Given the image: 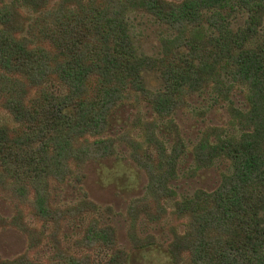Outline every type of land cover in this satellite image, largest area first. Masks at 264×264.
<instances>
[{
  "label": "trees",
  "instance_id": "obj_1",
  "mask_svg": "<svg viewBox=\"0 0 264 264\" xmlns=\"http://www.w3.org/2000/svg\"><path fill=\"white\" fill-rule=\"evenodd\" d=\"M136 11L169 31L156 56L135 42ZM263 30L264 0H0V111L12 119L0 123V199L35 219L26 252L0 264H128L98 207L55 205L53 185L81 182L88 162L113 154L102 137L111 113L143 102L154 132L126 144L149 173L146 216L161 220L164 210L184 223L170 237L172 264H264ZM237 87L247 108L236 110L234 132L192 150L206 165L227 162L226 175L213 190L179 197L171 182L180 154L162 129L172 130L190 96L208 91L219 102ZM6 221L0 214V227ZM67 226L73 237L62 235ZM44 236L53 244L45 261L34 256Z\"/></svg>",
  "mask_w": 264,
  "mask_h": 264
},
{
  "label": "rangeland",
  "instance_id": "obj_2",
  "mask_svg": "<svg viewBox=\"0 0 264 264\" xmlns=\"http://www.w3.org/2000/svg\"><path fill=\"white\" fill-rule=\"evenodd\" d=\"M130 21L135 42L140 49L148 55H158L169 34L166 26L143 11L132 12ZM240 21L241 19L237 23ZM146 76L152 87L160 84L153 73H147ZM244 91L237 87L229 99L219 102H215L208 91L196 93L188 98L186 106L175 113L172 130L162 129L166 137H173L171 149L174 148L175 153L180 154L177 172L171 182L179 197L192 195L200 189L213 190L226 175L227 162L217 159L206 165L195 159L192 150L200 140L209 137L215 141V137L224 135V131L234 132L233 116L236 110L247 108ZM152 118L153 110L148 102L138 104L137 109L131 104L115 109L110 115L107 131L102 134L103 138L113 140V154L88 162L80 170L83 175L81 182L71 177L65 183L53 185L55 205L81 204L98 207L102 222L115 227L120 245L129 254L128 264H172L170 237L175 227L184 230L183 221L175 219L171 213L162 210L160 216H164L158 220L160 217L154 219L148 212L146 216V212L142 210L149 173L135 160L133 148L126 141L129 140L128 135L139 142L150 137L149 134L154 131H148L145 126ZM6 121L12 122L10 115L0 111V123ZM158 132L156 129V134ZM160 138L165 140L161 135ZM86 194L93 203L85 201ZM21 212L22 214H17L9 202L0 199V214L7 219L0 227V257L4 259H13L28 249L30 232L25 229L26 225L32 227L35 219L27 209ZM87 217L92 218L93 213H89ZM72 230L67 226L62 235L73 237L75 234ZM75 244L77 242H66V245L75 250L84 251L85 247H76ZM52 245L44 236L34 251V256L45 261L46 257L52 256Z\"/></svg>",
  "mask_w": 264,
  "mask_h": 264
}]
</instances>
